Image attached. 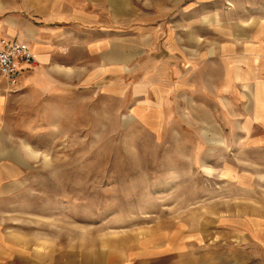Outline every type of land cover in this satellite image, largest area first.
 <instances>
[{
	"label": "rangeland",
	"instance_id": "374dc122",
	"mask_svg": "<svg viewBox=\"0 0 264 264\" xmlns=\"http://www.w3.org/2000/svg\"><path fill=\"white\" fill-rule=\"evenodd\" d=\"M127 1L88 21L84 0H0V40L61 32L15 84L0 75V164L22 167L0 198V264H264L252 96L215 88L264 0Z\"/></svg>",
	"mask_w": 264,
	"mask_h": 264
},
{
	"label": "crops",
	"instance_id": "0c3cea01",
	"mask_svg": "<svg viewBox=\"0 0 264 264\" xmlns=\"http://www.w3.org/2000/svg\"><path fill=\"white\" fill-rule=\"evenodd\" d=\"M128 1L127 0H84V6L81 8L80 13L82 16L86 15V20H90L96 16V13H114L122 14L125 17L127 11ZM91 7L94 12L90 15L86 14V8ZM81 17V15H80ZM85 18V17H84ZM41 30V29H39ZM35 30L34 33L29 35V44L33 41L31 45L32 51L36 54L39 61H46L49 58L50 45H55L51 42L61 32L52 31L51 29H46L45 32ZM242 35H249L248 29L243 30ZM258 40L248 41V43L240 44L237 49H232L235 51L236 59L227 62L229 69L223 76L222 80L215 81L216 93L220 95H225L231 97L234 95L246 96V92H250L252 100L250 102L249 114L244 118L242 124L244 125V130L248 133L246 140L251 142L257 149L264 150V23L259 26V31L257 32ZM9 36L15 34L14 28L8 29ZM47 37L51 40L48 42ZM31 42V43H30ZM238 48L241 49L238 50ZM242 59H237L240 57ZM54 55H62L58 51H54ZM241 61V63H239ZM240 94V95H239ZM2 118V103L0 102V120ZM259 130V132L254 133V131ZM22 167L13 164L11 165L8 161L6 165L0 164V198L10 196V191L14 190L20 179ZM64 259H59V264H112L108 261L107 257L103 252L94 250L88 255H74L77 257H70L69 255H64ZM75 258V259H74ZM27 259L25 257L19 256L12 260V264L24 263Z\"/></svg>",
	"mask_w": 264,
	"mask_h": 264
},
{
	"label": "built area",
	"instance_id": "2783aa9c",
	"mask_svg": "<svg viewBox=\"0 0 264 264\" xmlns=\"http://www.w3.org/2000/svg\"><path fill=\"white\" fill-rule=\"evenodd\" d=\"M35 60L36 55L27 45L16 39L0 40V75L8 83L15 84Z\"/></svg>",
	"mask_w": 264,
	"mask_h": 264
},
{
	"label": "bare ground",
	"instance_id": "6f19581e",
	"mask_svg": "<svg viewBox=\"0 0 264 264\" xmlns=\"http://www.w3.org/2000/svg\"><path fill=\"white\" fill-rule=\"evenodd\" d=\"M34 53V52H33ZM35 54V53H34Z\"/></svg>",
	"mask_w": 264,
	"mask_h": 264
}]
</instances>
